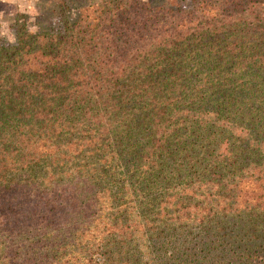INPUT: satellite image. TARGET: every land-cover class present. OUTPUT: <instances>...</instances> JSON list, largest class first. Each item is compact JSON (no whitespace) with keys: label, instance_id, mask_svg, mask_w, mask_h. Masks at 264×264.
<instances>
[{"label":"trees","instance_id":"16d2710c","mask_svg":"<svg viewBox=\"0 0 264 264\" xmlns=\"http://www.w3.org/2000/svg\"><path fill=\"white\" fill-rule=\"evenodd\" d=\"M78 1L0 24V264H264V0Z\"/></svg>","mask_w":264,"mask_h":264},{"label":"rangeland","instance_id":"374dc122","mask_svg":"<svg viewBox=\"0 0 264 264\" xmlns=\"http://www.w3.org/2000/svg\"><path fill=\"white\" fill-rule=\"evenodd\" d=\"M6 7L2 8L0 12V24H1V35L6 43H13L16 38L15 27L13 23L10 22V12L16 7L19 11L28 13L30 15H35V12H39V17L36 21L39 28L50 29L53 31H60L63 26V20L55 15L57 9V1L70 3L71 0H4ZM53 1V3H52ZM79 6L89 4L88 0H79ZM71 4V3H70ZM163 4L160 1V5ZM178 4L183 8H189L190 2L188 0H178ZM77 5H72L71 7H79ZM72 12V10H70ZM72 15V13H71ZM31 24H34L32 22ZM34 29V28H32Z\"/></svg>","mask_w":264,"mask_h":264}]
</instances>
